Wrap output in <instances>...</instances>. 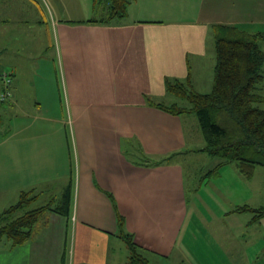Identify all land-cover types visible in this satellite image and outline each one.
<instances>
[{
    "label": "crops",
    "instance_id": "0c3cea01",
    "mask_svg": "<svg viewBox=\"0 0 264 264\" xmlns=\"http://www.w3.org/2000/svg\"><path fill=\"white\" fill-rule=\"evenodd\" d=\"M92 2L0 0V93L1 75L12 76L0 127V213L22 193L45 206L55 192L56 209L70 197L67 217L47 210L27 242H1L0 264H118L117 216L150 256L168 260L183 248L193 214L180 159L194 148L182 116L152 100L168 96L167 78L194 81L212 26L264 42V0H132L111 25L88 22ZM59 125L68 126L70 146ZM251 180L238 183L241 202L256 208ZM219 218L213 263L264 264V217L232 210Z\"/></svg>",
    "mask_w": 264,
    "mask_h": 264
},
{
    "label": "trees",
    "instance_id": "16d2710c",
    "mask_svg": "<svg viewBox=\"0 0 264 264\" xmlns=\"http://www.w3.org/2000/svg\"><path fill=\"white\" fill-rule=\"evenodd\" d=\"M94 16L88 22L111 25L127 16L132 0H92ZM100 16L96 18V15ZM215 50L212 89L201 93L192 89L189 79L167 78L165 91L174 99L170 105L157 103V108L171 115L193 113L205 145L201 149L211 158L218 159L220 166L234 164L246 180H251L256 167L264 168V49L260 33H246L240 28L226 25L212 26ZM7 73L1 75L3 91H7ZM11 85L8 90L11 92ZM6 98V97H5ZM0 98V104L7 99ZM185 102V103H184ZM3 119L0 115V127ZM157 161L154 165L162 163ZM210 170L206 176H211ZM59 208L48 205L28 208L35 197L22 193L18 202L0 213V243L8 241L11 247L24 244L31 237L41 213L49 210L64 217L69 215V190ZM22 213L18 215V212ZM234 213H249L252 221L264 217V207L237 206ZM119 237L127 251L126 264H149L148 251L134 242L132 234L124 231V221L117 216Z\"/></svg>",
    "mask_w": 264,
    "mask_h": 264
},
{
    "label": "rangeland",
    "instance_id": "374dc122",
    "mask_svg": "<svg viewBox=\"0 0 264 264\" xmlns=\"http://www.w3.org/2000/svg\"><path fill=\"white\" fill-rule=\"evenodd\" d=\"M99 16L100 15L97 14L96 18ZM242 31L246 33H256L247 30ZM207 44L208 53L206 57L200 62L197 61V64L195 63L196 68H193L192 71L194 81L192 82L191 87L201 93H209L212 89L213 83V69L215 64L213 39L211 38ZM261 46L263 48V41L261 42ZM155 99L152 100L154 103H162L167 106L174 101L183 104L180 99H174V97H171L170 95L164 99ZM28 110L34 112L32 109ZM8 111H10V108H8L7 104H0V115L3 119L2 126L6 123ZM63 111L64 117H66V110ZM181 116L186 125V131L190 142L189 145H192L194 148V151H192L189 156L180 159V162L184 167V189L187 207L189 212L193 215L192 219H190V217L188 218L187 226L182 232L181 238L184 241L183 248L179 247V249H176L169 256L168 260L148 255L149 264H212L213 261L218 259V257H216L217 253L212 242L213 237L210 236V234H213L214 227L219 229V221L223 222V219H216V216L224 215L234 210L237 206L244 205L241 201L245 198V190L242 189L238 183L244 182L243 180L246 179L240 175L239 172H236L234 177V173L232 174L230 171L221 170V168H230V170L231 168L235 169L236 166L234 164L220 166L219 170H221V172L219 170L216 171L215 166L219 160L211 158L201 151L205 142L199 129L197 117L193 113L182 114ZM65 124L67 125L66 122ZM59 127H61L62 134L65 132L68 134V142L70 146V132L68 126L64 127L59 125ZM195 128H197V132H195ZM124 147L126 151H130L129 146L124 145ZM66 155L68 156V152H66ZM210 170L213 171V174H211V176H206ZM67 178L65 177V180L63 181L64 183H66ZM248 188L252 192L250 197V200L253 203L252 205L256 208L264 207L263 167H256L254 177L250 181ZM255 191L257 193H255ZM52 194L54 195L53 198H49L47 202H45V205H48L50 208H55L57 206L55 198L57 194L55 192H52ZM42 205V200L39 202H33L31 204V209L38 208ZM241 216L243 218L251 217L249 213H241ZM261 224V227H263L264 220ZM224 228L225 226H222V229ZM114 249L117 252L116 256L119 260L117 263L126 264L128 251L124 242H115ZM217 263L220 264L221 261H218ZM213 264H215V262Z\"/></svg>",
    "mask_w": 264,
    "mask_h": 264
},
{
    "label": "built area",
    "instance_id": "2783aa9c",
    "mask_svg": "<svg viewBox=\"0 0 264 264\" xmlns=\"http://www.w3.org/2000/svg\"><path fill=\"white\" fill-rule=\"evenodd\" d=\"M4 77H6L7 79H6V83H7V91L4 93V95L2 94L1 96H0V98L1 99H4L5 97V99H7L9 96H10V94H11V92L8 90V87L11 85L10 83H11V79L8 77V76H5L4 75Z\"/></svg>",
    "mask_w": 264,
    "mask_h": 264
}]
</instances>
